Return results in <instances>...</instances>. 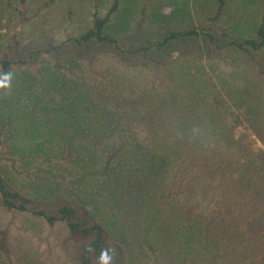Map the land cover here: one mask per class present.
<instances>
[{
  "label": "rangeland",
  "instance_id": "374dc122",
  "mask_svg": "<svg viewBox=\"0 0 264 264\" xmlns=\"http://www.w3.org/2000/svg\"><path fill=\"white\" fill-rule=\"evenodd\" d=\"M112 1L0 0L1 174L39 209L104 221L115 264H264V46L235 47L264 0L217 16L218 0H118L115 43L79 41ZM0 230V264H78L90 241L1 200Z\"/></svg>",
  "mask_w": 264,
  "mask_h": 264
},
{
  "label": "trees",
  "instance_id": "16d2710c",
  "mask_svg": "<svg viewBox=\"0 0 264 264\" xmlns=\"http://www.w3.org/2000/svg\"><path fill=\"white\" fill-rule=\"evenodd\" d=\"M26 1L27 0H20V5L22 8L21 13L25 8ZM87 1H91V0H87ZM106 1L108 0H101L102 3ZM117 4H118V0L112 1V5L109 9V12L105 17L98 16V14L94 12L91 28L88 29L79 37V41H90L91 39H94L99 42L115 43L116 38L112 35V33L108 32L106 29H107V24L110 22L109 16L111 15V13L116 11ZM223 4H224V0H218V8L216 10V16L217 14L220 13ZM160 12L163 13V11ZM168 12H170V8L168 9ZM193 34H195V32L192 29L189 31L170 33L169 38H177V37L185 38L192 36ZM165 42H167V39H164L161 44L163 43L165 44ZM263 46H264V24L260 25L257 28L255 37L244 39L242 43L235 44V47L239 49L249 47L254 50H259ZM0 64L2 65V68L4 70H7L9 67V61L7 60V58L0 60ZM242 115L244 116V118H246L247 116V114L243 111L239 112L238 114L230 113L229 121L231 122L232 128H236L237 126L243 124L241 123L240 120ZM254 132L256 134H259L261 132V134H263V137H261V139L262 140L264 139L263 129L254 130ZM262 142L264 143V141ZM256 156L258 158H261V161L264 162V155L262 154V151H259V153ZM155 157L156 159L159 158L158 162H156ZM162 159H165V157H162ZM162 159L158 156H151L146 160V163L144 164L146 167H150V168L152 166H154L155 168L158 167V169L163 172L164 170L165 171L167 170L165 166L167 165L168 161H164ZM261 177L264 179L263 176ZM262 188H264V186L261 188L255 186L253 189H255L257 193H260L262 192ZM0 200L3 206L9 211L26 212L33 216L41 217L50 226L54 225L57 222H62L66 226L70 236L89 238L90 241L84 244L81 248L78 264H91L92 255L94 254L99 255L102 249H107V239H109V232L106 228V223H104V221L96 220L93 221L92 223L91 222L89 223L88 220L80 219L76 215V211L74 207L71 204H69L66 200L60 197L55 198V202H54L55 210H56L55 213L48 212L47 210L44 209H39L37 204L35 203V200L32 197L27 196L21 193L19 190L12 188L8 183V181L3 177L1 172H0ZM43 202L51 203V200L49 198L44 197ZM89 248H91L92 251H89ZM0 251L6 257H8V247H7L5 230H0Z\"/></svg>",
  "mask_w": 264,
  "mask_h": 264
},
{
  "label": "clouds",
  "instance_id": "9594fccd",
  "mask_svg": "<svg viewBox=\"0 0 264 264\" xmlns=\"http://www.w3.org/2000/svg\"><path fill=\"white\" fill-rule=\"evenodd\" d=\"M11 81L12 73L5 72L0 74V90L9 89L11 87ZM198 131V129L193 130L194 134ZM89 251H92V249L89 248ZM114 257L115 249H102L96 258V264H115Z\"/></svg>",
  "mask_w": 264,
  "mask_h": 264
}]
</instances>
